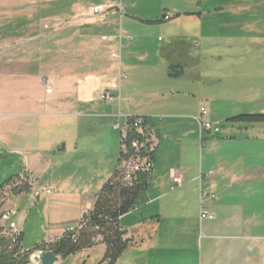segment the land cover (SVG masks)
<instances>
[{
  "label": "crops",
  "instance_id": "1",
  "mask_svg": "<svg viewBox=\"0 0 264 264\" xmlns=\"http://www.w3.org/2000/svg\"><path fill=\"white\" fill-rule=\"evenodd\" d=\"M100 5L104 10L95 14L93 8ZM169 23H175L177 34L157 46L154 58L156 65L172 62L163 75L148 74L154 84L147 90L137 89L126 73L115 81L111 71L98 66L118 43L125 60L129 53L150 47L149 32ZM141 53L138 57L146 56ZM205 60L232 65L233 74L227 78L242 79L239 88L245 92L264 91V0H0V148L23 157L30 182L27 191L10 194L5 210H17L14 216L21 217V224L13 222L24 249L26 212L20 213L19 205L23 199L30 201L29 171L40 164L50 166L56 158L51 130L43 132V123L48 117L71 114L78 117L73 128L78 132L90 105L105 101L109 92L118 111L101 117L146 116L155 143L145 201L119 219L124 238L131 240L128 247L145 253L146 264H264V137L222 130L223 124L204 118L205 111L200 119L210 128L200 131L195 111L200 100L195 95L202 92L193 87L189 102L181 101L178 89L170 87L178 79L199 86L207 82L210 75L201 72ZM169 66L177 75L169 74ZM188 67L193 71L186 73ZM45 80L52 86L50 93L45 92ZM219 83L232 88L222 79ZM23 118L35 123L34 148L14 145V136L30 124ZM229 121L240 130L264 124V120ZM184 124L191 130L183 133ZM184 144L193 149L191 157L196 153L193 167L183 162ZM61 146L58 152L67 148L63 145L60 150ZM77 146L78 138L71 143L72 151ZM175 153L176 163L161 164ZM72 155L56 171L57 177L51 174L48 184L56 191L49 196L46 189L44 206L65 207L67 202L78 224L117 168L102 177L100 165L81 173L77 152ZM172 170L181 177L180 186L174 184ZM201 211L213 217L200 218ZM65 226L53 227L51 236L37 243L59 237Z\"/></svg>",
  "mask_w": 264,
  "mask_h": 264
},
{
  "label": "rangeland",
  "instance_id": "2",
  "mask_svg": "<svg viewBox=\"0 0 264 264\" xmlns=\"http://www.w3.org/2000/svg\"><path fill=\"white\" fill-rule=\"evenodd\" d=\"M176 34L177 29L175 23H169L168 25H164L159 29H152V31L149 32L150 36L148 38L150 47L141 48V54H146V56L138 57V53L141 51H139L137 54L129 53L128 60L124 59V48L121 49V43L120 47L119 43L117 42L118 44H116L115 48H111V54H115L116 59L111 57V54L110 57L107 55V58H105V63L98 64V66L102 65V67H104L106 70L109 72L111 71L115 76V81H117L119 74L123 75L126 73L128 79H131L133 82H135L138 87L137 89L145 91L154 84H152L153 81H149L148 74L151 73L155 75H163L167 65L172 62V60H170L162 64H155L156 60L154 58V52L158 49L157 46H163L170 35ZM130 37L131 39L133 38L132 36ZM124 42L126 41H122L123 45ZM174 59L177 60L178 58L175 57ZM201 65V72L205 75H210V78H207V82H202L200 86L190 85L187 82L181 83L183 81H180V79L173 81L176 82L177 85L170 83V87L178 89V98L181 101H188L190 98H192L188 95V93H194V88L196 90H200L202 92L201 95H195L196 98L200 100V102H198L195 106V111L198 113L199 109L203 108L205 111L204 118L211 124L219 126L223 124L224 126H221L220 128L222 130L224 129L225 131L229 128H233L231 131L235 135L242 133L243 135H256L264 137V124L256 123L253 126L249 125L246 129L242 128L240 130V128H237L235 123L232 124L235 126H230V121L225 120L226 117L241 113L264 112V91L260 90L258 92H245L246 90L240 89L239 87L241 86L242 79L234 77L227 78V74H233V66L230 64L219 62L215 63L214 61L205 60ZM96 66L97 64H91V68H97ZM191 71L193 70H190L189 67L185 70L186 73ZM219 79H222L223 83L227 84V86L231 85L232 88L228 89L221 87ZM243 81L245 83L247 82L245 79ZM248 81L255 82L256 80L250 79ZM209 97L213 98V101H208L207 99H209ZM105 102L106 101L103 100H97L94 101L92 105H90L88 110L89 116L83 119V127H80L78 132L76 129H73L78 117H75L71 114L48 117L46 119L47 121L43 123V132L46 129L51 130L49 137L55 142V145L52 149H55L54 154L56 158L53 159L50 166L40 164L35 169L32 168V170L29 171V175L33 180V188H31V193L26 197H29L30 201L23 199L19 205V212H26L23 214L26 219L22 226V230L24 231L25 235L23 245L26 249L33 247V245L41 239L51 236V229L57 225L66 224L67 226L62 228L63 230L73 228L77 225V220H72V215L70 214L72 207L68 206L67 202L62 204H65V207L57 206V208H55L53 204L44 206V203L47 201L49 195L46 194V189L51 192L49 196H53L54 192L56 191L48 184L51 174H53L54 177H57L58 174H56V171L60 166L61 168L65 167V162L67 159L73 156V152H77V161L80 165H82L79 167V172L81 173H83V170H91V167L94 165H96V167L100 165L98 170L100 174L98 175L102 177L105 173H110L119 167L118 152L121 148V140L119 131L113 128L116 118L114 117L111 119L108 117H101V115L108 112H114V114H117V102ZM191 109H194V106H191ZM196 112L195 114L197 115ZM23 120L30 121V124L26 125L24 132L18 133L14 136V145L23 146L26 144V147L34 148L36 145L35 135H37L35 123L33 122V118H23ZM119 121L122 123L124 119L121 118ZM190 130L191 128L187 124L182 126L183 133ZM76 138H78L77 150L72 151L71 143L74 142ZM62 144L67 146V148H64L63 151L58 152L57 148H59ZM197 148L199 147L197 146ZM180 150L184 164L186 166H195L196 153L194 157L190 156L193 153V149H189V147L184 144ZM173 151L177 152L178 150L173 149ZM176 158H178L177 153L173 154V158H168L161 164H169L170 162L174 164L176 163ZM23 161L24 160L21 155L15 154L13 152L8 153L7 151L0 148V181H4L7 178L21 172L24 173L25 168ZM68 187L71 188L70 185H68ZM35 191L37 192V196ZM63 191L66 192L67 189H64ZM9 196V188H5L0 191L1 213L7 207V199ZM30 202H32L31 205H29ZM57 210H59L61 213H59ZM16 211L17 210H15V212ZM130 218L131 216H128L125 221H128ZM71 220L72 222H70ZM12 221L20 222L21 224V217L18 218L17 216H13ZM0 223L4 222L0 220ZM104 254L105 246L100 242V240H98V243L94 244L93 246L83 248L65 258L60 257L57 264H107V260L104 259ZM145 258V253L137 252L134 247H126L114 264H146Z\"/></svg>",
  "mask_w": 264,
  "mask_h": 264
},
{
  "label": "trees",
  "instance_id": "3",
  "mask_svg": "<svg viewBox=\"0 0 264 264\" xmlns=\"http://www.w3.org/2000/svg\"><path fill=\"white\" fill-rule=\"evenodd\" d=\"M177 73L175 68L169 66L170 75L175 76ZM228 120H264V114H240ZM147 179L146 172H138L132 182H124L120 178L118 167L95 193L92 207L81 218L82 220L86 216L87 220L80 229L62 232L59 237L37 243L30 249H24L21 245V233L18 230L14 232L4 223H0V264H28L30 253L39 249L51 250L65 258L83 248L93 246L98 240L105 246L104 259L107 264H114L131 242L129 238H124L125 231L121 228L119 219L137 205L144 203ZM5 187L10 189V194L27 191L30 188L28 174L7 178L0 184V191Z\"/></svg>",
  "mask_w": 264,
  "mask_h": 264
},
{
  "label": "built area",
  "instance_id": "4",
  "mask_svg": "<svg viewBox=\"0 0 264 264\" xmlns=\"http://www.w3.org/2000/svg\"><path fill=\"white\" fill-rule=\"evenodd\" d=\"M104 8L100 6H96L93 8V12L98 14L102 12ZM111 56L116 59L115 54H111ZM44 89L46 93H50L52 90V86L45 80ZM105 101H113L115 97L106 92L103 96ZM204 113V109L200 108L199 116L196 117L198 126L200 131L207 130L210 128V124L208 122L202 121L200 119V114ZM1 119V114H0ZM147 117L144 116H128L124 118V121L121 123L118 118H116L113 128L118 130L120 133L121 140V148H120V178L122 181L130 183L134 180L136 173L138 172H146L150 173L152 169V154L155 148L154 139L148 129L147 125ZM27 175L26 172L23 173V176ZM174 184L176 186H180L182 184V179L180 176L176 174L175 171H171L170 174ZM48 192V190L46 191ZM37 195V192L35 191ZM206 192H201V195H206ZM214 197V195H210ZM15 214V210L7 209L1 213L0 220H2L5 225L12 231L17 232L16 225L12 220V217ZM86 215V213L84 214ZM213 214L208 213L206 211L200 212V218H212ZM86 216L81 220V223H78L75 227L64 229L65 231H74L75 229H80L82 225L86 223Z\"/></svg>",
  "mask_w": 264,
  "mask_h": 264
},
{
  "label": "water",
  "instance_id": "5",
  "mask_svg": "<svg viewBox=\"0 0 264 264\" xmlns=\"http://www.w3.org/2000/svg\"><path fill=\"white\" fill-rule=\"evenodd\" d=\"M62 145L60 150H63ZM60 256L51 250H35L28 257V264H57Z\"/></svg>",
  "mask_w": 264,
  "mask_h": 264
}]
</instances>
